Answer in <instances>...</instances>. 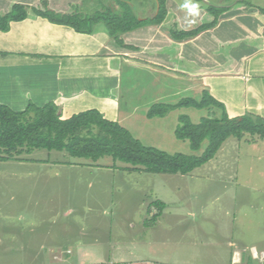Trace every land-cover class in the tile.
<instances>
[{"label": "rangeland", "instance_id": "1", "mask_svg": "<svg viewBox=\"0 0 264 264\" xmlns=\"http://www.w3.org/2000/svg\"><path fill=\"white\" fill-rule=\"evenodd\" d=\"M115 1L80 0L73 10L91 14L109 6L121 12ZM207 1L227 5L238 0ZM239 2L264 7V0ZM130 5L137 17L148 18L156 13L157 1L130 0ZM190 7L179 8L178 13L190 15L194 23L205 19L194 8L189 13ZM178 109L163 120L168 125L165 143L155 144L168 152L199 155L207 139L192 150L187 141L176 139L172 126L178 124V112L196 122L206 116L207 108ZM142 138L144 144H152L145 142L147 136ZM260 139L248 133L240 140L229 137L213 158L187 174H128L120 167L129 164L110 156L92 161L64 150L28 152L33 161L49 163L40 164L39 173L31 168L32 161H0V264H57L67 254L50 249H74L79 241L87 244L89 255L69 264H229L235 251L243 257L240 264H264V140ZM55 160L94 168L60 171L54 177L53 170L43 169H56ZM109 166L116 170L110 173ZM23 169L34 174L12 173ZM157 199L166 206L151 219L143 201ZM155 201L151 206L158 210Z\"/></svg>", "mask_w": 264, "mask_h": 264}, {"label": "crops", "instance_id": "2", "mask_svg": "<svg viewBox=\"0 0 264 264\" xmlns=\"http://www.w3.org/2000/svg\"><path fill=\"white\" fill-rule=\"evenodd\" d=\"M41 1L0 0V15L8 13L15 3L43 9ZM46 1L56 12L71 13L80 0ZM208 3L215 4L207 0H191L190 4L166 0L167 13L159 24H146L121 34L128 47L116 43L103 24H95L91 33H80L29 11L25 19L11 21L7 31H0V103L20 111L30 102L41 106L52 101L59 107L62 119L94 108L105 118L117 121L143 144L142 137L147 136L145 142L152 144L144 145L165 152L168 151L155 142L165 143L168 125L163 120L179 109L149 118L147 111L154 104H173L183 97L199 100L207 91L225 105L230 117L245 113L264 117V14L259 11L264 7L239 0L215 4L227 7L215 26L185 39L171 37L172 27L189 30L210 22L213 16L206 10ZM191 5L189 13L194 9L202 12L203 21L194 23L190 15L178 13L179 8ZM213 110L215 116H220L221 109ZM209 112L207 108L208 115ZM181 114L178 112L177 122ZM176 125L173 122V134ZM21 156L19 163L32 161L31 168H36L37 173L40 164H49L33 161L28 152ZM54 162L56 169H43L53 170L54 177L60 171L76 173L94 168ZM106 169L110 173L116 170L110 166ZM121 170L128 174L148 173ZM12 173L33 175L34 171ZM157 200L164 203L163 208L166 206L165 201ZM153 201H143L150 217L161 212L159 205L158 210L151 206ZM143 223L145 226V219ZM86 249L87 244L79 241L74 249L55 247L50 252L67 254L57 264H69L80 255H89ZM233 253L229 264H240L243 257L238 251Z\"/></svg>", "mask_w": 264, "mask_h": 264}, {"label": "trees", "instance_id": "3", "mask_svg": "<svg viewBox=\"0 0 264 264\" xmlns=\"http://www.w3.org/2000/svg\"><path fill=\"white\" fill-rule=\"evenodd\" d=\"M157 12L148 18H139L131 11L130 0H116L121 12H114L109 6L91 14H83L74 9L71 13L56 12L42 0L43 9L23 3L13 4L11 10L0 15V31H7L11 21L23 20L29 11L46 18L55 24L72 27L80 33H91L93 26L102 22L111 38L121 46L128 47L121 34L146 24H159L165 17L166 0H156ZM156 7V6H155ZM227 7L208 3L206 10L213 16L208 23H203L189 30L170 29L172 38L181 40L196 36L203 30L216 25L220 14ZM264 14V8H259ZM180 107L209 108V115L201 117L197 123L181 114L175 127V137L187 140L192 150L199 149L203 140L206 147L199 155L182 152L168 153L158 148L144 145L117 121L107 119L97 109L91 108L72 114L62 119L59 107L52 101L41 106L28 103L20 111H15L0 103V160H20L22 153L32 149L66 151L69 155L92 161L103 156L125 162L121 166L126 170H143L148 173L187 174L213 158L223 142L233 137L242 139L244 134L257 135L264 139V117L252 113L230 117L225 105L207 91L201 99L183 97L173 104L158 103L152 105L147 116L163 117L171 110ZM213 108L221 109L220 116H215ZM80 164V163H79ZM159 209L164 203L154 202ZM154 217V216H153ZM151 217V219H153Z\"/></svg>", "mask_w": 264, "mask_h": 264}, {"label": "built area", "instance_id": "4", "mask_svg": "<svg viewBox=\"0 0 264 264\" xmlns=\"http://www.w3.org/2000/svg\"><path fill=\"white\" fill-rule=\"evenodd\" d=\"M253 255H254L255 257H257V253H256L255 251H253ZM107 264H110V263H107Z\"/></svg>", "mask_w": 264, "mask_h": 264}, {"label": "water", "instance_id": "5", "mask_svg": "<svg viewBox=\"0 0 264 264\" xmlns=\"http://www.w3.org/2000/svg\"><path fill=\"white\" fill-rule=\"evenodd\" d=\"M157 10H158V3H157V6H156V12H157Z\"/></svg>", "mask_w": 264, "mask_h": 264}]
</instances>
